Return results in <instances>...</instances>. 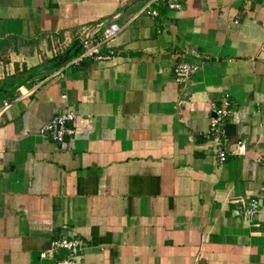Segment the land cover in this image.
<instances>
[{"label": "crops", "instance_id": "obj_1", "mask_svg": "<svg viewBox=\"0 0 264 264\" xmlns=\"http://www.w3.org/2000/svg\"><path fill=\"white\" fill-rule=\"evenodd\" d=\"M134 1L0 0V264H55L62 239L76 264H264V0ZM113 17L107 59L69 65L108 24L51 68ZM68 109L73 136L39 134Z\"/></svg>", "mask_w": 264, "mask_h": 264}, {"label": "built area", "instance_id": "obj_2", "mask_svg": "<svg viewBox=\"0 0 264 264\" xmlns=\"http://www.w3.org/2000/svg\"><path fill=\"white\" fill-rule=\"evenodd\" d=\"M168 7L171 9H180L181 5L171 0H167ZM141 14L147 16H156L157 12L151 9H142L136 16ZM121 28L115 23L108 24L102 31L98 39L83 53L75 56L70 62L69 65H77L79 62L83 61L85 58H94V59H107V56L101 54V47L107 44L112 40L118 33ZM195 68L185 62H178L173 68V74L175 81L179 84L186 83ZM23 97V96H21ZM20 97V98H21ZM65 96H63L64 98ZM11 105V102L8 100H2L0 102V114L7 110ZM231 114L230 110V100L228 94H225L219 101V104L213 108V116L210 121V127L206 134L207 140L214 142L215 152L217 156V161L223 163L227 159V153L224 150L223 143L226 139L223 134V125L226 122L227 117ZM77 120L75 112L71 109H68L60 114H56L53 118L46 124H44L40 130L39 134L41 136H50V138L55 143H62L66 138L74 135V128L71 123ZM258 202L251 201L246 208H244V214L246 217H254L258 210ZM83 246L81 240L73 239H62L56 240L50 243L49 247L40 252V257L42 259L51 258L55 260V264H76L78 254ZM57 250L64 251L65 256L61 258H55V252Z\"/></svg>", "mask_w": 264, "mask_h": 264}, {"label": "water", "instance_id": "obj_3", "mask_svg": "<svg viewBox=\"0 0 264 264\" xmlns=\"http://www.w3.org/2000/svg\"><path fill=\"white\" fill-rule=\"evenodd\" d=\"M138 1H139V0H135L131 5H129V6L127 7V9H128V8H131V7H132L135 3H137ZM125 11H126V9L123 10V12H122L121 14L125 13ZM114 19H115V18L113 17V18H111L107 23L100 24L99 26H97V27L94 28L93 30H90V31L86 34V36H84L83 39H80L79 41L76 42V44H79V46H78L77 48H75V45H76V44H75V45L73 46V48H72L71 50H68V51H67L62 57H60L59 60H58V62L55 63V65H53L51 68L56 67V66H59V65L63 64L64 62H66L67 60H69V59L72 57V55H75L79 50H81V49L83 48V46L88 42L89 39H91V38L94 36V34H95L97 31H99V30H100L102 27H104L105 25L111 23ZM72 50H73V54L71 55L70 53H71Z\"/></svg>", "mask_w": 264, "mask_h": 264}]
</instances>
